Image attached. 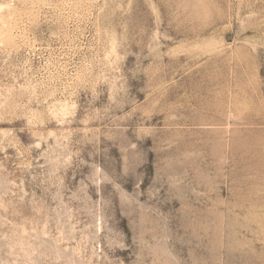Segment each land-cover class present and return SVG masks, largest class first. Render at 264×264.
Here are the masks:
<instances>
[{
  "label": "rangeland",
  "instance_id": "1",
  "mask_svg": "<svg viewBox=\"0 0 264 264\" xmlns=\"http://www.w3.org/2000/svg\"><path fill=\"white\" fill-rule=\"evenodd\" d=\"M0 2V264H264V0Z\"/></svg>",
  "mask_w": 264,
  "mask_h": 264
},
{
  "label": "bare ground",
  "instance_id": "2",
  "mask_svg": "<svg viewBox=\"0 0 264 264\" xmlns=\"http://www.w3.org/2000/svg\"><path fill=\"white\" fill-rule=\"evenodd\" d=\"M4 2V1H3ZM3 2H0V17H1V15H2V13L4 12V11H7L6 9L8 8V7H11V6H9V4L8 3H3ZM10 3H12L11 1H9ZM12 8V7H11ZM9 9V8H8ZM5 13V12H4Z\"/></svg>",
  "mask_w": 264,
  "mask_h": 264
}]
</instances>
